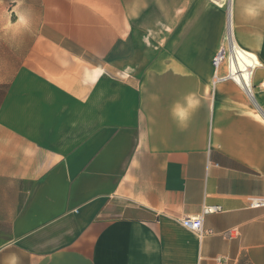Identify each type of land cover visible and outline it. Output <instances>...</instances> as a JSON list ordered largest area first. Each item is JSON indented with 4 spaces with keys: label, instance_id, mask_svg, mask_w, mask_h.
I'll use <instances>...</instances> for the list:
<instances>
[{
    "label": "crops",
    "instance_id": "obj_1",
    "mask_svg": "<svg viewBox=\"0 0 264 264\" xmlns=\"http://www.w3.org/2000/svg\"><path fill=\"white\" fill-rule=\"evenodd\" d=\"M36 4L0 81V264H264V0ZM235 47L251 93L215 82Z\"/></svg>",
    "mask_w": 264,
    "mask_h": 264
},
{
    "label": "rangeland",
    "instance_id": "obj_2",
    "mask_svg": "<svg viewBox=\"0 0 264 264\" xmlns=\"http://www.w3.org/2000/svg\"><path fill=\"white\" fill-rule=\"evenodd\" d=\"M37 16L36 0H0V61H3L1 65L4 67L0 73V81H6L11 74L13 59L8 57L13 55L15 49L11 41L30 37L34 32L32 27L37 22Z\"/></svg>",
    "mask_w": 264,
    "mask_h": 264
},
{
    "label": "built area",
    "instance_id": "obj_3",
    "mask_svg": "<svg viewBox=\"0 0 264 264\" xmlns=\"http://www.w3.org/2000/svg\"><path fill=\"white\" fill-rule=\"evenodd\" d=\"M232 42H230L231 44ZM226 48H221L220 52L217 54V56L214 58V67L216 69V74H215V82L216 81H221V80H224V79H232V80H235V77L236 76H239L240 72H233V71H229L228 75L226 77H219L217 75V70L219 68V66L224 62L226 61L225 59V54H226ZM245 87L249 90V92L251 93V90H250V86L249 85H245ZM263 88H264V84H263ZM252 207H255V208H261V207H264V200H260V199H257V200H254L252 202ZM221 211V207L219 206H213V207H205L204 208V211H203V215H206V214H210V213H215V212H219ZM182 224L184 227H186L187 229L191 230V231H194V232H198L200 234H202L204 231H203V217L202 216H198V217H194V218H184L182 220Z\"/></svg>",
    "mask_w": 264,
    "mask_h": 264
},
{
    "label": "bare ground",
    "instance_id": "obj_4",
    "mask_svg": "<svg viewBox=\"0 0 264 264\" xmlns=\"http://www.w3.org/2000/svg\"><path fill=\"white\" fill-rule=\"evenodd\" d=\"M232 56L230 57V71L240 72L239 76H236V81H243L247 85L249 80V69L253 67L257 62L254 56L242 52L238 48L235 47L232 52Z\"/></svg>",
    "mask_w": 264,
    "mask_h": 264
}]
</instances>
